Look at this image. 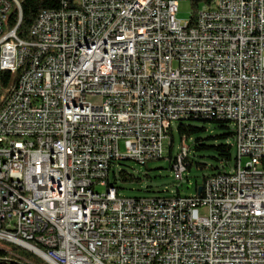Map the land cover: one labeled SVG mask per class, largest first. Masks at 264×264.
Segmentation results:
<instances>
[{
    "label": "built area",
    "instance_id": "obj_1",
    "mask_svg": "<svg viewBox=\"0 0 264 264\" xmlns=\"http://www.w3.org/2000/svg\"><path fill=\"white\" fill-rule=\"evenodd\" d=\"M180 1L62 0L25 40L21 2L0 0V71H21L0 102V216L19 214L2 212L10 192L39 213L34 230L0 229L1 248L49 264H264V0L200 5L193 25ZM192 117L232 124L234 171L191 196L109 186L118 161L164 158L172 124ZM178 149L182 180L190 150ZM100 186L107 204L89 206L85 188Z\"/></svg>",
    "mask_w": 264,
    "mask_h": 264
},
{
    "label": "trees",
    "instance_id": "obj_2",
    "mask_svg": "<svg viewBox=\"0 0 264 264\" xmlns=\"http://www.w3.org/2000/svg\"><path fill=\"white\" fill-rule=\"evenodd\" d=\"M21 2V24L18 27L17 34L20 38L25 40L33 39L30 34V29L34 24L38 16L45 10L58 9L61 6L62 0H19ZM215 0H195L193 1L194 12L192 14L191 25L194 24L196 15L200 5H211ZM20 19V12L15 5L13 11L9 16L10 28H14ZM21 71L16 74L10 71H0V102L5 100L7 95V87L10 84L16 83ZM209 124H213L214 128L221 130V133H215L214 129L209 127ZM177 133L182 141L188 140L190 145V153L185 157L184 162L187 163L188 171H191L193 167L200 170H212L215 171L212 175H216L219 172L229 170L230 163L233 161V130L232 124L226 120L217 119H204V118H189L178 122ZM170 146H169V163L170 167H173L174 163L178 160V155L173 153L174 149V131L170 130ZM205 153H211L210 158L215 163H220L221 167L211 166L209 167L205 162L201 161L205 157ZM146 167V165H145ZM147 169V167H146ZM112 171V179H108L109 186H115L119 182L137 181L141 179L128 174L125 169L114 168ZM111 174V173H110ZM211 176V175H210ZM208 176L204 177V180ZM179 189L177 194L179 195ZM12 247V246H11ZM34 255L15 246L11 250L0 247V264H31L27 260L40 262L38 259H34ZM27 259V260H26ZM34 261V262H35ZM36 262V263H37Z\"/></svg>",
    "mask_w": 264,
    "mask_h": 264
},
{
    "label": "rangeland",
    "instance_id": "obj_3",
    "mask_svg": "<svg viewBox=\"0 0 264 264\" xmlns=\"http://www.w3.org/2000/svg\"><path fill=\"white\" fill-rule=\"evenodd\" d=\"M193 1L192 0H181L179 2V8L177 12V18L186 21H189L192 17V14L194 12L193 9ZM177 126L178 122H174L172 124L173 131H174V149L173 153L178 155L180 154L181 150L179 151L180 146V139L177 133ZM209 127L214 129L215 133H221L222 131L219 129L214 128L213 124H209ZM170 137L166 139L165 141V157L159 160L148 162V164L141 165L137 162L133 161L130 158H127L125 160H121L117 162V169H125L128 174L134 175L141 179L140 182L137 181H129V182H119L117 185L119 187H115L116 190H118L120 195L126 196V197H144V196H171L177 194V190L179 189L180 195L183 196H191L195 195L197 193V187H200L204 183V177L212 175L215 171H212L210 169L208 170H200L193 167L191 171H187L184 173V178L180 180V178L177 177L175 171L172 167H170L169 163V146H170ZM182 143H186L188 148L190 149L189 141L183 140ZM122 151L125 150L124 144L122 142ZM233 161L230 163V168H228L231 171L235 170L236 162H237V150L234 148L233 150ZM211 153H205V157L201 159V161L205 162L209 167L212 165L215 167H221L220 163H215L210 158ZM243 161H246V158L243 159ZM110 179H112V171L110 174ZM107 190V187L100 186L97 191L104 193ZM204 213V211L202 210ZM1 245L6 248L15 247L12 245V247H8V245L4 242H1ZM25 250V249H24ZM27 251V250H25ZM29 252V251H27ZM34 256V259H38L40 262L32 261L30 259L27 260L30 263L34 264H49L47 261H45L42 257L37 256L35 253H32ZM32 261V262H31ZM37 262V263H36Z\"/></svg>",
    "mask_w": 264,
    "mask_h": 264
},
{
    "label": "bare ground",
    "instance_id": "obj_4",
    "mask_svg": "<svg viewBox=\"0 0 264 264\" xmlns=\"http://www.w3.org/2000/svg\"><path fill=\"white\" fill-rule=\"evenodd\" d=\"M44 56H51V49H44ZM259 160H264V148L259 150ZM12 167H20V160H12ZM22 185L21 177H12L10 189L12 191H20ZM84 199H89V206H102L107 204V193L99 191L93 192V188H85ZM15 210L19 212L15 219H2L0 216V229L11 230L16 225L22 230H34L37 227L39 213L31 212L30 200H24V196H18V192H10V200L2 205V212L12 213ZM79 213H86V206H79Z\"/></svg>",
    "mask_w": 264,
    "mask_h": 264
},
{
    "label": "water",
    "instance_id": "obj_5",
    "mask_svg": "<svg viewBox=\"0 0 264 264\" xmlns=\"http://www.w3.org/2000/svg\"><path fill=\"white\" fill-rule=\"evenodd\" d=\"M201 191H202V187L200 186V187L198 188V193L200 194Z\"/></svg>",
    "mask_w": 264,
    "mask_h": 264
}]
</instances>
